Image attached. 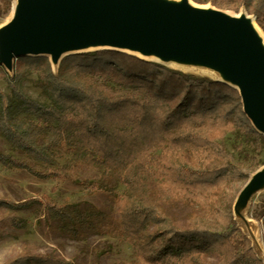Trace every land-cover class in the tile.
I'll return each mask as SVG.
<instances>
[{"label": "trees", "instance_id": "trees-1", "mask_svg": "<svg viewBox=\"0 0 264 264\" xmlns=\"http://www.w3.org/2000/svg\"><path fill=\"white\" fill-rule=\"evenodd\" d=\"M0 1L9 7V0ZM239 1L264 31V0ZM12 69L5 76L9 92L0 88V136L21 157L0 150V164L59 180L71 178L82 163L99 166L102 179L80 183L107 191L119 215L113 225L111 215L97 206L49 199L0 198V206L27 208L38 202L47 219L75 239L117 229L136 258L117 264H264L249 239L237 234L230 205L217 204L228 181L249 176L225 148L226 133L264 147V135L243 113L233 85L114 48L69 53L55 69L47 55H23ZM31 74L46 101L24 89ZM213 161L216 165H210ZM109 175L125 192L107 185ZM173 200L211 208L209 214L224 230L205 221L177 226L163 210ZM261 221L264 225V214ZM5 224L27 226L22 218L7 217L0 238L8 235ZM210 254L217 255L214 263L207 261ZM3 264L74 262L52 252L22 250Z\"/></svg>", "mask_w": 264, "mask_h": 264}, {"label": "water", "instance_id": "water-1", "mask_svg": "<svg viewBox=\"0 0 264 264\" xmlns=\"http://www.w3.org/2000/svg\"><path fill=\"white\" fill-rule=\"evenodd\" d=\"M0 27V64L23 55L51 64L73 52L114 48L140 57L210 65L239 93L242 111L264 135V46L246 15L196 7L188 0H16ZM264 186V166L245 183L239 201Z\"/></svg>", "mask_w": 264, "mask_h": 264}, {"label": "rangeland", "instance_id": "rangeland-1", "mask_svg": "<svg viewBox=\"0 0 264 264\" xmlns=\"http://www.w3.org/2000/svg\"><path fill=\"white\" fill-rule=\"evenodd\" d=\"M14 1L9 0L7 9L0 5V27L11 18L10 13ZM166 1L178 2L180 0ZM188 2L196 7L219 9L234 17L246 15L257 24L264 36V31L256 22L255 15L248 13L244 4L239 0H188ZM151 59L158 58L152 57ZM160 61L184 72L213 79L221 78L219 70L204 63L172 59ZM52 65L54 69L57 66V64ZM0 66V88L9 92L5 76L11 74L13 69L7 70L1 64ZM23 86L32 97L46 101V96L36 82L34 74L26 77ZM224 145L233 154L234 164L242 171L249 172L248 178L257 168L264 166V147H256L253 142L241 139L230 132L226 133ZM0 150L21 157L20 153L10 150L7 142L1 136ZM216 163L213 161L210 165H216ZM85 178L102 179L101 167L82 163L76 168L71 178L59 180L39 178L26 169L11 168L0 164V198L13 202L32 198L41 201L49 199L60 204L77 203L81 207L97 206L108 212L113 225H116L119 205L105 190L84 188L80 182ZM248 178L228 181L218 197L217 204L220 206L230 205L237 234H244L249 239L254 251L264 263V225L261 221L264 214V186L253 191L245 201L237 202ZM105 180L117 194L121 195L125 192L124 185L117 181L115 175H109L105 177ZM157 191L153 190V197L156 199L159 198ZM163 210L181 228H186L194 222L205 221L224 230L220 221L209 214L211 208L207 209L196 202L173 200L165 203ZM7 217L22 218L26 220L27 226L20 229L7 224L3 226L8 235L0 238V264L22 250L32 253L52 252L58 257L73 261L74 264H117L133 262L136 259L130 244L117 229L106 234L89 232L84 239L72 238L58 229L56 222L47 219L45 209L38 202L27 208L0 206V225ZM251 231L257 233L256 239ZM236 247L239 248V245ZM216 260L217 255L215 254H210L207 257L209 263H214Z\"/></svg>", "mask_w": 264, "mask_h": 264}, {"label": "bare ground", "instance_id": "bare-ground-1", "mask_svg": "<svg viewBox=\"0 0 264 264\" xmlns=\"http://www.w3.org/2000/svg\"><path fill=\"white\" fill-rule=\"evenodd\" d=\"M16 3H17V1L15 0L14 3H13V5H12V9H11V13H10L11 16H12V15L14 14V12H15L16 5H17ZM249 20H250L252 26L254 27L255 31L257 32L258 36L260 37L261 42H262V44H263V46H264V36L262 35V32H261L260 29L258 28L257 24H256L251 18H249ZM262 36H263V37H262ZM251 232H252L254 238L256 239V237H257V233L254 232V231H251ZM256 241L258 242V240H256ZM258 243H259V242H258Z\"/></svg>", "mask_w": 264, "mask_h": 264}]
</instances>
